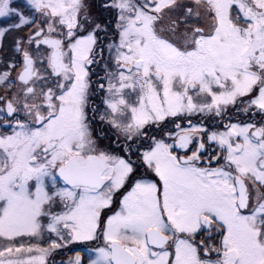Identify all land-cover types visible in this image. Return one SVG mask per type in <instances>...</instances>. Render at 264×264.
<instances>
[{
    "label": "snow or ice",
    "instance_id": "1",
    "mask_svg": "<svg viewBox=\"0 0 264 264\" xmlns=\"http://www.w3.org/2000/svg\"><path fill=\"white\" fill-rule=\"evenodd\" d=\"M0 264H264V0H0Z\"/></svg>",
    "mask_w": 264,
    "mask_h": 264
},
{
    "label": "flooded vegetation",
    "instance_id": "2",
    "mask_svg": "<svg viewBox=\"0 0 264 264\" xmlns=\"http://www.w3.org/2000/svg\"><path fill=\"white\" fill-rule=\"evenodd\" d=\"M70 255V254H69ZM66 258V257H65Z\"/></svg>",
    "mask_w": 264,
    "mask_h": 264
}]
</instances>
